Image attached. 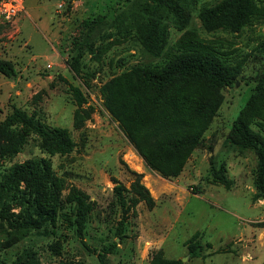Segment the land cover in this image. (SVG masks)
<instances>
[{
	"label": "rangeland",
	"instance_id": "rangeland-1",
	"mask_svg": "<svg viewBox=\"0 0 264 264\" xmlns=\"http://www.w3.org/2000/svg\"><path fill=\"white\" fill-rule=\"evenodd\" d=\"M139 5L140 0H23V11L0 26V58L16 69L11 77L0 72V124L16 106L48 126L66 128L73 141L69 152H49L32 130L16 131L21 143L3 159L1 171L44 162L47 174L39 180L43 198L31 181L0 191L6 211L0 218V264H100L98 253L112 243L104 264H148L156 253L180 264H264V196L255 197L253 183L257 155L227 142L243 110L251 115L250 127L264 135V0L238 31L206 30L193 11L185 27L168 29L159 53L147 50L135 33ZM184 41L215 44L242 64L232 84L219 90L216 112L178 175L163 177L104 108L100 88L133 65L163 62ZM73 87L84 98L81 104ZM219 164L232 181L229 187L211 180L210 168ZM134 174L151 195V206L133 192ZM116 182L129 204L121 234ZM74 192L89 205L83 220ZM51 209L53 218L40 221ZM193 236L204 244L200 257L187 251Z\"/></svg>",
	"mask_w": 264,
	"mask_h": 264
},
{
	"label": "trees",
	"instance_id": "trees-1",
	"mask_svg": "<svg viewBox=\"0 0 264 264\" xmlns=\"http://www.w3.org/2000/svg\"><path fill=\"white\" fill-rule=\"evenodd\" d=\"M262 0H140L138 14L134 20L135 33L141 44L153 53H159L167 40L170 27L183 28L193 11L206 30L225 29L238 31L255 18ZM88 25L89 20H84ZM241 62L232 61L230 52L212 43L184 41L176 45L167 58L157 64H137L114 76L102 84L100 94L102 104L110 116L116 120L123 134L132 144L145 163L163 177L178 175L184 161L202 140L208 124L220 103L219 90L229 84L239 73ZM0 72L7 77L14 76V64L0 58ZM264 87V72L259 80ZM73 94L79 104L84 102L78 88ZM262 94V93H259ZM251 110L250 103L247 105ZM247 110H243L233 121L227 142L238 148L254 149L257 164L253 173L256 189L255 197L264 196V135L250 127ZM20 126L35 132L42 148L49 152H69L73 147L66 128L48 126L41 118L28 115L19 107L13 106L0 124V191L20 180L31 181L32 190L43 198L42 177L47 170L44 162L28 166L17 165L8 171H1L3 159L12 156L21 143L16 138ZM5 170V169H4ZM131 187L136 197L151 206L153 199L148 190L140 183L138 174H134ZM213 182L229 187L232 183L222 164L210 168ZM121 218L117 232L127 217L129 204L125 197V188L119 182L114 186ZM197 192V190H196ZM85 196L74 192L80 220L89 209ZM38 201V199H34ZM43 211L40 221L53 218L52 212ZM41 209L38 210L40 212ZM6 212L0 207L1 214ZM41 213V212H40ZM55 215V214H53ZM37 220V219H35ZM114 243L98 253L100 264L105 263V255ZM191 257H200L204 244L195 236L186 242ZM179 259H166L154 254L148 264H180ZM15 264V263H13Z\"/></svg>",
	"mask_w": 264,
	"mask_h": 264
},
{
	"label": "built area",
	"instance_id": "built-area-1",
	"mask_svg": "<svg viewBox=\"0 0 264 264\" xmlns=\"http://www.w3.org/2000/svg\"><path fill=\"white\" fill-rule=\"evenodd\" d=\"M23 9V0H0V26L12 20Z\"/></svg>",
	"mask_w": 264,
	"mask_h": 264
}]
</instances>
